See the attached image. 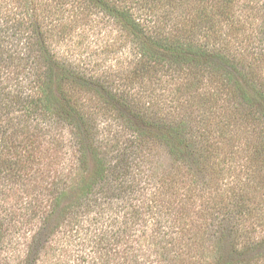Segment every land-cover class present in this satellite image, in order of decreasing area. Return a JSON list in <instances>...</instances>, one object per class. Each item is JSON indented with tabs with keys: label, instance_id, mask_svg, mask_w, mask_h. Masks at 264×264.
I'll list each match as a JSON object with an SVG mask.
<instances>
[{
	"label": "trees",
	"instance_id": "obj_1",
	"mask_svg": "<svg viewBox=\"0 0 264 264\" xmlns=\"http://www.w3.org/2000/svg\"><path fill=\"white\" fill-rule=\"evenodd\" d=\"M0 264H264V0H0Z\"/></svg>",
	"mask_w": 264,
	"mask_h": 264
},
{
	"label": "rangeland",
	"instance_id": "obj_2",
	"mask_svg": "<svg viewBox=\"0 0 264 264\" xmlns=\"http://www.w3.org/2000/svg\"><path fill=\"white\" fill-rule=\"evenodd\" d=\"M91 33L92 32L90 31L88 38H84L82 40H79L77 35H74L71 40L61 43L56 47V49L60 53V55H63L64 57L88 64L91 62V66L104 65L105 67L109 66L110 64H114V60H111L109 58L102 60L104 59V56H101L100 58L98 46L101 45V42L98 41L97 43H95V36H93ZM99 125L100 131L98 137L100 141H107V144L109 145L118 144L122 147H125L126 144H128V141L130 139L128 136V132L117 122L112 121L109 123L106 121H100ZM154 161L156 165L161 166L160 169H166L168 171L170 161L168 160V156L166 155V152L164 150L159 151V154ZM62 250L66 251L65 254L67 256H70L71 258L80 256V252L76 243L64 247Z\"/></svg>",
	"mask_w": 264,
	"mask_h": 264
}]
</instances>
